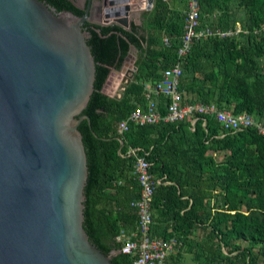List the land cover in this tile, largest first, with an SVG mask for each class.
<instances>
[{
    "label": "trees",
    "instance_id": "16d2710c",
    "mask_svg": "<svg viewBox=\"0 0 264 264\" xmlns=\"http://www.w3.org/2000/svg\"><path fill=\"white\" fill-rule=\"evenodd\" d=\"M54 1L75 14L84 12L71 0ZM197 1L202 25L205 16L215 15L209 26L228 28L238 22L233 0ZM240 1L245 7L240 24L247 34L194 41L182 63L179 90L183 102L214 103L263 121L264 72L258 71V59L264 56V0ZM186 8L187 0H153L141 24L131 23L129 29L85 22L113 40L115 52L106 70L95 76L80 114L88 120L78 125L90 154L84 226L102 252L118 251L116 235L133 228L137 219L130 205L139 195L134 163L144 156L151 172L163 177L152 198V234L181 243L170 256L172 264H185L181 252L191 253L196 264H264L259 260L264 255V135L248 128L221 136L223 128L211 114L198 115L193 130L187 121L130 125L120 138L114 130L133 109L146 107V86L176 61ZM131 48L137 54L132 81L120 96H109L102 91L109 72L121 69ZM156 101L165 114L168 98ZM130 148H138L135 155L128 153ZM199 227L206 230L202 243L191 237ZM114 263L132 260L119 252Z\"/></svg>",
    "mask_w": 264,
    "mask_h": 264
},
{
    "label": "water",
    "instance_id": "95a60500",
    "mask_svg": "<svg viewBox=\"0 0 264 264\" xmlns=\"http://www.w3.org/2000/svg\"><path fill=\"white\" fill-rule=\"evenodd\" d=\"M90 3L78 15L54 0H0V264H115L119 254L84 226L90 154L78 125L115 52L85 24ZM152 4L104 0L93 23L129 29V12Z\"/></svg>",
    "mask_w": 264,
    "mask_h": 264
},
{
    "label": "built area",
    "instance_id": "2783aa9c",
    "mask_svg": "<svg viewBox=\"0 0 264 264\" xmlns=\"http://www.w3.org/2000/svg\"><path fill=\"white\" fill-rule=\"evenodd\" d=\"M247 33L239 22L228 28L202 25L200 7L197 0H187V8L183 21V33L177 49V59L165 68L160 77L145 89L147 104L145 108L137 107L129 115L119 120L114 130L119 138L130 125L155 124L160 121L177 122L187 121L190 129L199 118L198 115L211 114L221 124L224 135L238 133L248 128H254L264 135V121H257L247 112L233 113L231 110L219 109L214 103L183 102V94L179 90L182 76V63L194 41L211 37H237ZM168 44V38H163ZM168 98L167 111L161 114L158 111L156 97ZM202 125H205L203 120ZM120 140V139H119ZM138 148H130L129 154H136ZM151 162L144 156L136 157L134 175L139 185V195L130 202L135 209L136 222L131 229H121L116 235V242L120 243L119 252L129 255L132 264H170L171 255L177 253L181 243L175 237L163 238L152 234V198L158 184L163 180L151 172Z\"/></svg>",
    "mask_w": 264,
    "mask_h": 264
},
{
    "label": "rangeland",
    "instance_id": "374dc122",
    "mask_svg": "<svg viewBox=\"0 0 264 264\" xmlns=\"http://www.w3.org/2000/svg\"><path fill=\"white\" fill-rule=\"evenodd\" d=\"M71 1H73V3L80 8L85 7V0H71ZM131 2L139 4V0H131ZM97 4L99 6H101V9H102L104 6V0H99ZM244 8L245 7L242 5L240 0H233L231 3V9H232V12H233L234 17H235L234 19L237 20L239 23H241L240 18H243L244 14H245ZM146 11H148L146 8H142V9H139L136 11L129 12L130 25H131V23L141 24L142 15ZM92 14L94 15V19H93V21H91L92 23L95 21L99 22L100 19L101 20L104 19L103 18V12H101V11L96 12L95 10H92ZM216 16L217 15L211 16V17L205 16L202 21L206 25H212V19L215 20ZM108 23H115V22L111 20ZM115 24H117V23H115ZM136 59H137L136 50L134 48H131L128 56L126 57V59L123 62L121 69L117 70V71L114 70L113 68L111 69L110 74L108 75V77L104 83L102 91H104V92L107 91L108 94H110L109 96H114V97L120 96V94L123 92L125 87H127V85L130 84V82L132 81L133 73L136 70V69L134 70V66H135L134 63H135ZM258 65H259V68H261L258 71L264 72V56H262L258 59ZM258 71H254V72H252V74L259 73ZM150 85L151 84H148L146 87H148ZM261 117H264V115H262ZM221 158H222V156H220L219 159H221ZM191 237H192L194 242L196 241V242L202 243L206 239V230L202 227H199V228L194 230V233L191 235ZM239 242L241 243V245L246 244L242 241H239ZM258 250L259 249L257 247L254 249V251H258ZM223 251L225 252V250H223ZM259 260L261 262L264 261V255L263 254H260Z\"/></svg>",
    "mask_w": 264,
    "mask_h": 264
},
{
    "label": "crops",
    "instance_id": "0c3cea01",
    "mask_svg": "<svg viewBox=\"0 0 264 264\" xmlns=\"http://www.w3.org/2000/svg\"><path fill=\"white\" fill-rule=\"evenodd\" d=\"M104 92V91H103ZM106 93L107 95H110L108 94V92H104ZM182 254V261L183 263L185 264H196L194 261H193V256L191 253H187V252H181ZM169 263L172 264L171 260L169 259Z\"/></svg>",
    "mask_w": 264,
    "mask_h": 264
},
{
    "label": "flooded vegetation",
    "instance_id": "af4514ba",
    "mask_svg": "<svg viewBox=\"0 0 264 264\" xmlns=\"http://www.w3.org/2000/svg\"><path fill=\"white\" fill-rule=\"evenodd\" d=\"M99 0H91V3H90V6H92L91 8H90V10L92 11V10H95L96 12H98V10H97V2H98ZM87 2V0H85V3Z\"/></svg>",
    "mask_w": 264,
    "mask_h": 264
},
{
    "label": "bare ground",
    "instance_id": "6f19581e",
    "mask_svg": "<svg viewBox=\"0 0 264 264\" xmlns=\"http://www.w3.org/2000/svg\"><path fill=\"white\" fill-rule=\"evenodd\" d=\"M130 4V3H129ZM129 17V16H128Z\"/></svg>",
    "mask_w": 264,
    "mask_h": 264
}]
</instances>
